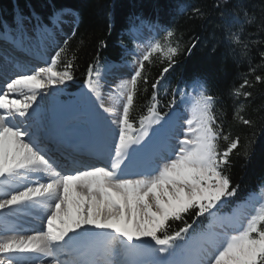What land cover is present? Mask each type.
<instances>
[{
	"label": "snow or ice",
	"instance_id": "snow-or-ice-1",
	"mask_svg": "<svg viewBox=\"0 0 264 264\" xmlns=\"http://www.w3.org/2000/svg\"><path fill=\"white\" fill-rule=\"evenodd\" d=\"M58 22V19L52 21ZM173 35L172 31H167L163 44L160 41L150 43L136 61L138 67L131 79L116 86L123 103L117 121L118 130L114 134L118 136V143L114 145L116 159L110 167L77 168L70 174H62L63 169L51 171L60 167L59 162L41 147L39 127L33 132V124L24 123L29 116L38 115L33 104L42 90L73 79L71 60L64 70H57L64 48L56 52L48 66L39 67L30 74L22 69L0 87V192L4 196L0 199V211L43 204L50 212L46 216V231L28 236L0 237V254L56 256L60 251H69L73 255L71 260L53 259L52 264H264V197L250 215L228 225L224 232L208 239L206 245L194 254L182 242L193 229L195 218L192 223L184 222L183 227L168 234L170 220L183 221L184 214L190 210H195V217L206 213L212 215L218 203L223 202L222 198L235 196L239 187L232 186L230 176L224 172L230 164V155L238 149L239 138L231 139L225 148L220 149L218 140L222 130L212 111L214 98L206 94L203 82L193 81V87L198 90L194 101L196 107L192 118L186 121L182 138L174 145L167 143L142 171H129L133 163L132 145L149 137L153 124L163 128L166 123V114L156 111L154 91L149 115L140 118L139 137L129 132L133 128L130 109L145 62L150 61L153 53H160L168 61L161 78L163 73L169 72L180 50L179 40L175 46L171 43ZM94 70L95 67L90 65L85 84L96 95L97 101H101L98 95L100 74L96 72V79H93ZM261 79L256 76L257 81ZM144 80L147 82V77ZM159 84L160 79L152 84V88L157 89ZM244 84L247 85L248 81L245 80ZM24 90L30 94H24ZM16 94H22V100L10 98ZM236 94L240 95L239 89ZM243 95L247 97L250 93L244 92ZM99 106L111 114L118 112L116 108H105L102 102ZM17 115L23 118L20 123L13 122ZM239 118L245 124L250 123ZM152 132L155 135L158 130ZM223 139L229 141V136L224 135ZM29 173H43L46 182H42V178L35 183L28 182ZM130 175L141 178H125ZM97 229L110 231L97 232ZM103 236L110 237L108 245L81 251L85 242L98 241ZM145 237L159 247L136 243ZM116 243L119 247L114 246ZM160 253L173 258H161ZM7 264H13V260L8 259Z\"/></svg>",
	"mask_w": 264,
	"mask_h": 264
},
{
	"label": "trees",
	"instance_id": "trees-1",
	"mask_svg": "<svg viewBox=\"0 0 264 264\" xmlns=\"http://www.w3.org/2000/svg\"><path fill=\"white\" fill-rule=\"evenodd\" d=\"M63 13L72 14L75 21L56 50L65 49L57 70H64L69 60L73 63V79L65 85L67 94L86 85L90 65L95 67L94 78L112 64L131 63L139 44L136 35H150L158 26L161 29L151 34V43L163 44L167 31H172L171 43L175 46L179 40L180 50L174 57L176 63L162 78L168 65L162 54L153 53L145 62L129 114L132 129H139L140 118L149 115L154 91L156 111L167 116L182 110L184 101L191 99V90L196 89L193 81H200L206 94L214 98L212 111L222 130L220 149L239 138L238 149L224 169L232 186L239 185L236 195L222 198L212 215L195 217V210H190L183 221L170 220L168 234L195 218L182 243L195 240L216 216L235 211L264 189V0H0V29L13 28L18 17L34 30L51 27ZM256 76L262 79L257 81ZM158 79L160 84L154 90L152 84ZM244 92L250 95L246 97Z\"/></svg>",
	"mask_w": 264,
	"mask_h": 264
},
{
	"label": "bare ground",
	"instance_id": "bare-ground-1",
	"mask_svg": "<svg viewBox=\"0 0 264 264\" xmlns=\"http://www.w3.org/2000/svg\"><path fill=\"white\" fill-rule=\"evenodd\" d=\"M73 23L75 24V21ZM56 26H59L60 28L54 31L51 29L50 34L42 35V37L40 36L38 40L40 52L35 46V43L32 41L33 38H21L22 41L20 40L21 43H19L18 46H15L16 42L13 39L8 42L0 40V46L4 45L5 48L3 49H7V51L13 55L11 58H8L6 55H0V80H10L11 78H14V75L22 69L26 70L27 74H30L32 70L40 67L39 65L41 62L44 64L47 63L48 66V62H50L51 58V51H53V48L56 47L54 43L59 45V43L62 42V36L66 35V32L68 31V27L65 25L63 26L62 21L58 22ZM23 29L29 32V29H26L25 27ZM30 29L33 31L32 28ZM68 35H66L65 38ZM12 36L14 38H20L21 35L15 33ZM29 61H32L35 65H28ZM20 62H22L21 65L19 64ZM44 64H42L43 67L45 66ZM17 65L22 67L18 68ZM49 89L51 90L50 93ZM49 89L42 90L40 95L37 97L38 100L33 104V108L38 110V115L33 114L32 116H29L26 121H24L26 124H33L31 129L33 132L37 131V126L39 127V134L42 139L41 147H44L47 150L48 155L54 157L59 162L60 167L68 171L74 169L75 167H80L87 162L98 161V164H104L112 155V159H116L114 145L115 143H118V137L114 135L117 129L114 127L112 128L114 125V118L108 112L104 111V109L102 113L95 110L92 113H78L73 100H67L54 104V100L50 97V94L58 100V87L57 85H54ZM24 94L30 93H27V90H24ZM10 98L22 100L23 96L22 94H16L14 97ZM61 98H63V96H61ZM103 104L104 107L107 108L105 105L106 103ZM48 107L51 109L50 112H46V110H44V108L48 109ZM29 111L31 112L32 110L30 109ZM45 114L48 115L45 116ZM22 119L23 118L17 115L13 122L20 123ZM43 136L44 138H42ZM176 137V130L173 129L170 139L168 138V141L160 144L159 146L156 145L151 148L144 146L134 149L133 153L139 154L137 155L138 158L133 160L129 171L135 173L144 166H149L154 160L155 154L167 143L170 142L171 144H174V141L178 139ZM66 138L68 140L64 141ZM139 144L142 146V140H140ZM97 167L99 166L97 165ZM39 177H43L42 182H46L47 178L43 173H29L28 182L35 183ZM125 178L139 179L141 177L137 175H130ZM3 198V193L0 192V199ZM1 214L14 216L17 223L16 226H13L8 220H0V237H4L12 235L28 236L38 231H46V216L50 214V212L43 205L34 204L28 206H15L10 211H0V215ZM96 231L108 232L110 230L97 229ZM69 235H72V233H69ZM112 235H115V233ZM99 240L100 241L98 243H94L93 241L85 242L82 250L87 252L92 247H99V243L101 241H104V246H106L108 245L110 237L103 236ZM141 242L144 241H137L136 243ZM114 246L119 247V244L116 243ZM202 247H204V245H202L199 249ZM199 249L193 252V254ZM159 256L161 258L169 259L168 256H165V254H159ZM0 258L5 259V264H7L8 259H12L13 264H49L52 256H45L42 253H18L10 254L8 256L0 254Z\"/></svg>",
	"mask_w": 264,
	"mask_h": 264
},
{
	"label": "rangeland",
	"instance_id": "rangeland-1",
	"mask_svg": "<svg viewBox=\"0 0 264 264\" xmlns=\"http://www.w3.org/2000/svg\"><path fill=\"white\" fill-rule=\"evenodd\" d=\"M21 20L23 21L21 23ZM58 21L63 23V26L65 25L68 27V31L66 32V35H68L73 27V16L70 13H63L59 16ZM57 23H55L51 28H47L45 31L44 28H38L35 30H31L26 22V20L22 17H18L15 20L14 27L11 29L4 28L3 30H0V38L4 39L5 33L3 34L2 31H5L6 34L12 36L15 33H18L21 38H33L32 41L35 43V46L39 49V38L42 35H48L50 34V31L59 29V26H56ZM29 29L25 31L23 28ZM20 29V30H17ZM151 34L149 33H140L137 36V40L139 42L136 51L134 54H132V61L129 64H113L106 69H104L99 76V82H100V87L98 89V95L101 97V101H97L96 95L92 94L90 90L87 88L85 85L79 92L75 93V96L71 98L73 100V103L76 105V111L78 113H85V112H94L97 111L99 113H102L103 109H100L99 103H106L105 105L107 106L108 109L111 108H116L118 109V112L116 114H111L109 113L113 118H114V127L115 129L118 130V116L120 112H122V103H123V97L119 96V93L117 91V85L123 81V80H130L131 76L134 75V72L136 68L138 67V64L136 61L142 56V54L146 51L147 47L151 43ZM66 35L62 36V40L65 38ZM1 36H4L3 38ZM62 42L58 44L54 43L56 47L53 48V51H51V58L54 56L57 48L61 45ZM58 45V46H57ZM3 46V45H2ZM37 49V51H38ZM40 52V49H39ZM50 58V62H51ZM34 61V60H33ZM48 62V64H50ZM42 63L39 65L40 67L42 66ZM46 67L47 63L44 64ZM35 70V69H34ZM33 71V70H32ZM93 79H96L94 77ZM66 82L63 84L57 85L58 87V100H56V97H52L50 94V97L54 100L53 103L57 104L58 102L61 101V96L64 95V88L66 85ZM50 90V89H49ZM48 90V91H49ZM51 90L49 91V93ZM190 96H192L191 99H188L187 101H184L183 103V108L181 111L176 112L171 114L169 117L165 118L166 123H164V127L161 128L160 125L153 124L151 126L152 130H158L157 134H153L152 130H150V135L149 137H145L142 139V145L146 146L148 148L155 147L156 145L159 146L160 144L168 141L170 139V136L173 132V129L176 130V138H182V134L184 130L187 128V123L186 121L188 119H191L195 110V103L194 101L197 99L198 96V90L192 89L190 92ZM38 100V98H37ZM46 112H50L51 109L48 107L44 108ZM101 110V111H100ZM45 113V112H44ZM48 114H45L47 116ZM86 118V117H85ZM171 131V132H170ZM117 132V131H116ZM130 134L133 135V132L129 130ZM179 132V133H178ZM140 135V132H138V137ZM118 137V136H117ZM169 138V139H168ZM178 139H176L174 144L177 143ZM173 144V145H174ZM264 197V191H261L258 194L253 195L243 207L239 208L237 211L229 214L228 216H218L207 228L204 234H202L200 237L196 238L195 240L188 241L184 246L187 248L188 251L191 253L195 252L197 249H199L202 245H206L208 239L214 238L215 236L219 235L220 233L224 232L225 229L228 227V225L232 224L233 222L241 219V218H246L248 215L252 213L255 207H257L261 201V198ZM43 205V204H40ZM147 239L142 238V241L151 244L155 247H159L158 245H155V241H147ZM160 254H165V256H168L167 253H160ZM169 259L173 258L168 256ZM179 258V257H176Z\"/></svg>",
	"mask_w": 264,
	"mask_h": 264
}]
</instances>
